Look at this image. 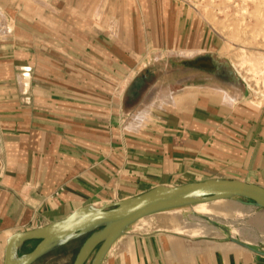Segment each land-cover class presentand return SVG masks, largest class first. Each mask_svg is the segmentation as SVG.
Instances as JSON below:
<instances>
[{
  "label": "crops",
  "instance_id": "obj_1",
  "mask_svg": "<svg viewBox=\"0 0 264 264\" xmlns=\"http://www.w3.org/2000/svg\"><path fill=\"white\" fill-rule=\"evenodd\" d=\"M222 47L185 0H0V264L13 233L79 207L213 177L264 186V97L195 63L221 64ZM164 61L182 63L170 93L135 118ZM165 212L102 264H264L263 239L209 216L208 233H183Z\"/></svg>",
  "mask_w": 264,
  "mask_h": 264
},
{
  "label": "water",
  "instance_id": "obj_2",
  "mask_svg": "<svg viewBox=\"0 0 264 264\" xmlns=\"http://www.w3.org/2000/svg\"><path fill=\"white\" fill-rule=\"evenodd\" d=\"M217 199H236L264 209V186L238 178L213 177L180 185L159 184L119 201L79 207L61 220L13 233L7 242L4 264H34L81 237L86 238L73 264H102L115 242L141 218ZM33 240L38 243L24 252Z\"/></svg>",
  "mask_w": 264,
  "mask_h": 264
},
{
  "label": "rangeland",
  "instance_id": "obj_3",
  "mask_svg": "<svg viewBox=\"0 0 264 264\" xmlns=\"http://www.w3.org/2000/svg\"><path fill=\"white\" fill-rule=\"evenodd\" d=\"M191 5L200 12L219 32L222 37V57L224 62L217 63L216 74L225 80L236 79L240 80L245 87H247L248 93L257 97H264V94L257 92L241 77L237 72V67L233 63V55L235 52L244 50V53L259 52L264 48V1L258 2V0H189ZM247 4L253 15L250 17L240 6ZM229 31L234 34L230 36L233 42L229 41ZM243 48V49H241ZM183 57L186 59L201 57L196 52L186 53L182 52ZM167 63V66H166ZM171 63V64H170ZM184 64V62H183ZM173 66V67H171ZM176 66H181L182 63L167 62L164 61L158 65L160 73L156 75L159 79L166 80L169 75H164V71L169 68L171 72ZM167 67V68H166ZM236 67V68H235ZM165 69V70H164ZM164 70V71H163ZM196 72V70H193ZM207 75V73H206ZM238 75V76H237ZM194 77V76H191ZM189 77V78H191ZM157 79V80H159ZM213 81L214 86L227 88L225 85L220 84L218 81ZM155 84V83H154ZM153 84V87H154ZM151 93V92H150ZM147 93V94H150ZM151 104H149V107ZM148 107V108H149ZM148 111V109H147ZM146 111V113H147ZM145 113V114H146ZM144 114V116H145ZM143 116V117H144ZM232 202L238 203L236 199H231ZM242 213L233 217L219 216L220 219H215L218 222L226 224L229 228H234L236 232L245 230L250 233L254 238H261L264 241V210L262 208H256L252 206H241ZM181 215L189 214L193 218V222L196 220L194 217L201 215V211L196 208V205L187 206L185 208L174 209ZM210 217V216H209ZM143 219V222L146 221ZM204 218H206L204 216ZM85 237L78 238L58 248L57 250L45 255L34 264H73L77 255V251ZM38 243V240L30 242L24 252L30 251ZM67 259V260H66ZM89 264V262H88Z\"/></svg>",
  "mask_w": 264,
  "mask_h": 264
},
{
  "label": "bare ground",
  "instance_id": "obj_4",
  "mask_svg": "<svg viewBox=\"0 0 264 264\" xmlns=\"http://www.w3.org/2000/svg\"><path fill=\"white\" fill-rule=\"evenodd\" d=\"M261 1H264V0H258V2H261ZM240 9L243 10L250 17L253 15V12H251L247 4H243L242 6H240ZM173 20L174 18L172 19V21ZM228 35H229L228 36L229 41L233 42L230 36L232 37L234 36V34L229 31ZM258 49L260 50L259 52L257 51L256 53L248 52L245 54L244 50L238 53L235 52V54L233 55V63L237 67V72H239L241 77L251 86V88H253L257 92H261L264 94V48H258ZM185 52L191 53L193 51H185ZM195 63L198 67L205 68L207 70H213L217 68V63H214L210 59L200 58ZM170 73H171V70L167 69L164 75L167 76ZM191 76L193 75H189L188 77H191ZM229 83L234 88L235 94L243 93L245 84H243L240 80H238V77L234 80L230 79ZM169 93H170L169 89L164 86V78L157 80L154 84L152 92L150 94H146L144 98L143 106H141L138 109L134 117L138 119L142 118L144 114L146 113L149 107V104L151 105L155 104L156 101L158 100L160 101L161 99L165 98ZM194 205H196V208L199 211H201V215L195 216L194 218L196 220L192 223H190L186 218L182 217V215L174 209H171L165 212L167 214H171L172 219L178 221V224L176 225V228L178 229V231L183 232V233H188L191 235H199V234L208 233L211 225L208 226V223L206 222L204 216H210L211 218H215V219H220L219 216L233 217L237 214L242 213L243 210L241 206H243L244 203L240 201H238V203H234L231 201V199H217L214 201L199 202ZM175 209H178V208H175ZM163 216L165 215H162V217ZM147 217L149 216L143 217L141 219H146Z\"/></svg>",
  "mask_w": 264,
  "mask_h": 264
},
{
  "label": "built area",
  "instance_id": "obj_5",
  "mask_svg": "<svg viewBox=\"0 0 264 264\" xmlns=\"http://www.w3.org/2000/svg\"><path fill=\"white\" fill-rule=\"evenodd\" d=\"M185 1H187V2H189L191 4V2L189 0H185Z\"/></svg>",
  "mask_w": 264,
  "mask_h": 264
},
{
  "label": "trees",
  "instance_id": "obj_6",
  "mask_svg": "<svg viewBox=\"0 0 264 264\" xmlns=\"http://www.w3.org/2000/svg\"><path fill=\"white\" fill-rule=\"evenodd\" d=\"M86 238V237H85Z\"/></svg>",
  "mask_w": 264,
  "mask_h": 264
}]
</instances>
